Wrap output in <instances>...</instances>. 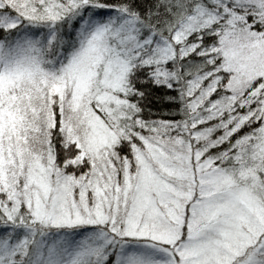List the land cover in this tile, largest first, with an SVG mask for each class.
Returning <instances> with one entry per match:
<instances>
[{
    "label": "snow or ice",
    "instance_id": "obj_1",
    "mask_svg": "<svg viewBox=\"0 0 264 264\" xmlns=\"http://www.w3.org/2000/svg\"><path fill=\"white\" fill-rule=\"evenodd\" d=\"M0 264H264V0H0Z\"/></svg>",
    "mask_w": 264,
    "mask_h": 264
}]
</instances>
